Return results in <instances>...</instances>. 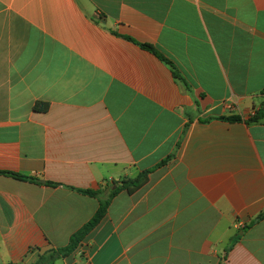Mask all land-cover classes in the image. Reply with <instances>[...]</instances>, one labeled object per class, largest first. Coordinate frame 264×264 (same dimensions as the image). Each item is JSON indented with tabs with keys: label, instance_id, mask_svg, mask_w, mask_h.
I'll use <instances>...</instances> for the list:
<instances>
[{
	"label": "crops",
	"instance_id": "1",
	"mask_svg": "<svg viewBox=\"0 0 264 264\" xmlns=\"http://www.w3.org/2000/svg\"><path fill=\"white\" fill-rule=\"evenodd\" d=\"M263 89L264 0H0V264H264Z\"/></svg>",
	"mask_w": 264,
	"mask_h": 264
},
{
	"label": "trees",
	"instance_id": "2",
	"mask_svg": "<svg viewBox=\"0 0 264 264\" xmlns=\"http://www.w3.org/2000/svg\"><path fill=\"white\" fill-rule=\"evenodd\" d=\"M146 47L150 50H153V48L151 46L146 45ZM172 68H173L175 77L180 79V75L177 74L174 67H172ZM262 93H264V89H263ZM36 107L38 108L39 106L36 105ZM47 108H48V104H43L41 109L47 110ZM263 116H264V106L260 110H258L257 113L254 114L248 120V122H257V121L261 120L263 118ZM221 119L229 121V122H240L242 120L241 117H239V116L222 117ZM168 160H169V158L167 160L162 161V163H160V166L167 163ZM0 173L8 174V175L14 176V177L19 178V179H28L27 177L20 176L17 174H10V173H5V172H0ZM149 173H150L149 170L144 171L135 179L125 180L122 182H114L115 185H118L117 188H115L109 194H107L106 198L104 200H100V207H99L97 213L95 214V216L92 218V220H90L80 230H78L76 233H74L70 239L69 245L67 247L59 249L57 251V255L59 257L60 256L66 257V256L70 255L71 253H73L78 248V246L83 242V240L86 238V236L104 218L111 198L114 195H116L119 192V190L125 189V190H128L130 193H133L136 190L140 189L142 186H144L146 184V182L148 180V174ZM81 192L88 194V195H91V196H98V195H101L103 193L102 191H92V190H81Z\"/></svg>",
	"mask_w": 264,
	"mask_h": 264
},
{
	"label": "built area",
	"instance_id": "3",
	"mask_svg": "<svg viewBox=\"0 0 264 264\" xmlns=\"http://www.w3.org/2000/svg\"><path fill=\"white\" fill-rule=\"evenodd\" d=\"M228 107H229V108H232V105H231V104H229V105H228ZM241 225H242V224H239L238 226H241Z\"/></svg>",
	"mask_w": 264,
	"mask_h": 264
},
{
	"label": "water",
	"instance_id": "4",
	"mask_svg": "<svg viewBox=\"0 0 264 264\" xmlns=\"http://www.w3.org/2000/svg\"><path fill=\"white\" fill-rule=\"evenodd\" d=\"M109 190H107V192H108Z\"/></svg>",
	"mask_w": 264,
	"mask_h": 264
}]
</instances>
